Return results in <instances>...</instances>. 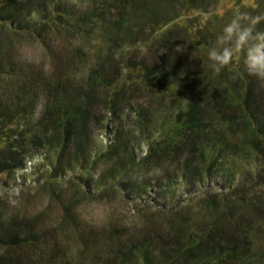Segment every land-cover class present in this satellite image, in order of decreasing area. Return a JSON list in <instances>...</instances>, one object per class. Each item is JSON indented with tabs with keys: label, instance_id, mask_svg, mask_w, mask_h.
<instances>
[{
	"label": "rangeland",
	"instance_id": "rangeland-1",
	"mask_svg": "<svg viewBox=\"0 0 264 264\" xmlns=\"http://www.w3.org/2000/svg\"><path fill=\"white\" fill-rule=\"evenodd\" d=\"M237 16L264 17V0H0V108L31 106L0 114V159L20 158L0 170V224L30 222L38 242L0 244L1 257L184 264L187 247L209 233L210 199L264 192V80L242 63L217 74L207 56ZM160 68L175 72L164 78ZM67 81L69 105L52 91ZM86 94L96 101L76 153L62 134ZM57 105L66 123L53 128L45 117ZM191 107L201 113L193 129L183 115ZM178 215L187 235L177 243Z\"/></svg>",
	"mask_w": 264,
	"mask_h": 264
},
{
	"label": "trees",
	"instance_id": "trees-1",
	"mask_svg": "<svg viewBox=\"0 0 264 264\" xmlns=\"http://www.w3.org/2000/svg\"><path fill=\"white\" fill-rule=\"evenodd\" d=\"M154 69L156 68H146V73H152ZM160 70H162L164 78H170L175 72L174 69L168 70L167 68H160ZM71 85L72 81H67L64 85H56V88L52 90L54 97L57 94L55 99H58V94H61L66 105L72 104V99L70 98V91L72 90ZM250 93L251 90L249 88L244 98L245 105H248L252 99ZM85 96L87 101L83 102V104L78 102V104L71 105L76 108L78 113L76 114L77 116H72L68 123L60 119V115L65 114L67 110L65 108L60 109L58 105L56 107H50L45 117L53 128L60 123H66L65 125L68 129L62 134V139L66 146L73 139L76 144V153H82L84 150L79 142V138L84 134L85 125L90 115L89 110H91L93 103L96 101L95 97L90 96V94H86ZM214 97H219L222 102H224V98H226L225 95L222 96L220 93H216ZM81 105L84 106L83 109L80 108ZM19 107H21V105H18L14 111L20 110L21 108ZM27 108H22L20 111L27 115L31 106ZM78 109L80 110L78 111ZM15 112H11L3 106L0 108V114L6 117H8V115L11 116L12 113L15 114ZM252 113L251 111L249 114L252 115ZM183 115L187 117L191 129H193V127H199L200 124L198 121L199 116L201 117V113L199 114L197 110L192 108V110L186 111ZM255 146H258V142H255ZM189 147L190 152H197V148H195L193 142L189 143ZM180 149L182 148L178 147L176 149L177 153L181 151ZM73 154L75 156V153ZM19 165L20 158L17 153L8 154L6 157H3L2 160L0 159V170L18 167ZM233 196V200L225 202L220 201L221 204H219L217 198H212L207 202L212 218L209 222V233L204 239H200L196 244L187 247V253L183 260L184 264H188L195 260H203L204 262L205 258L208 256L213 257L211 256L213 253H217L216 256L221 257L220 261L214 262V264H237L239 260H246V262L248 261L247 264H264V248L258 246L256 248L255 246L259 235L258 233L261 232L260 226L264 225V192L248 194L247 190H241V192H236ZM68 210H70L69 205L66 206V211ZM184 217L186 216L182 217L178 215L175 216V220H173L175 223L173 231H176L173 232V242L175 240V242L178 243L180 241V235H187V232L184 231L185 229H182L184 225L182 219H186ZM32 226V223L22 222L17 218L9 220L7 224H0V244L5 245V247L10 250H23L24 248L31 249L37 247V237L31 232ZM185 239H187V236ZM23 256L24 257L17 256L16 258L0 256V264L26 263L28 258L26 255ZM168 257L169 255H165L166 260H168ZM170 262H172V260Z\"/></svg>",
	"mask_w": 264,
	"mask_h": 264
},
{
	"label": "clouds",
	"instance_id": "clouds-1",
	"mask_svg": "<svg viewBox=\"0 0 264 264\" xmlns=\"http://www.w3.org/2000/svg\"><path fill=\"white\" fill-rule=\"evenodd\" d=\"M264 17L237 16L217 37L207 56L210 67L220 73L234 63H242L246 73L259 80H264V30H257V25ZM247 20L248 23H242Z\"/></svg>",
	"mask_w": 264,
	"mask_h": 264
}]
</instances>
